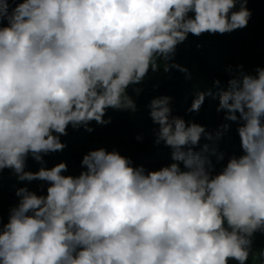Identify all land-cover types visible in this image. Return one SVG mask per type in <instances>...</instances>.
<instances>
[{
    "label": "clouds",
    "instance_id": "clouds-1",
    "mask_svg": "<svg viewBox=\"0 0 264 264\" xmlns=\"http://www.w3.org/2000/svg\"><path fill=\"white\" fill-rule=\"evenodd\" d=\"M251 17L248 0H0V171L48 182L46 194L17 189L0 225V264H247L264 233V66H229L227 87L217 79L188 109L218 96L217 110L239 123L243 154L218 172L208 144L196 151L211 133L174 116L157 84L149 115L170 164L149 170L101 147L79 175H65L66 162L48 168L44 156L64 149L69 125L91 132V121L110 122L109 108L135 112L128 89L159 60L188 73L172 58L189 35L204 43V33L242 29ZM29 156L39 171L26 170Z\"/></svg>",
    "mask_w": 264,
    "mask_h": 264
},
{
    "label": "trees",
    "instance_id": "trees-1",
    "mask_svg": "<svg viewBox=\"0 0 264 264\" xmlns=\"http://www.w3.org/2000/svg\"><path fill=\"white\" fill-rule=\"evenodd\" d=\"M248 7L252 10V17L246 27L224 34L204 33L208 35L204 37V43L201 38L196 39L189 35V40L177 46L172 59L188 69L190 78L188 73L176 67L165 71L167 62L159 60L158 71L150 70L142 83L128 89L137 105L135 112L109 108L105 119L110 118V122L99 124L91 121V132L83 126L73 128L69 125L67 134L61 135L66 146L62 151L46 154L44 166L51 168L60 162H66L68 167L65 175H79L84 170L81 163L84 155L101 147L109 151L115 149L130 157L134 165H144L149 170L170 164L171 149L163 142L156 144L155 130L159 125L149 115L148 104L161 93L155 84L163 89L164 94L173 98L174 116H183L188 122L195 121L211 133L210 139L202 137L196 151H202L204 144L209 145V152L205 154L215 164V171L218 172L226 165L233 154H243L238 134L239 123L226 120L225 112L217 110L218 96H207L198 112H189L188 109L198 91H207L209 88L218 90L215 85L217 79L221 82L219 87H227L231 78L227 71L229 66L236 69L238 65H243L244 70L249 73H255L258 66H264V0H248ZM201 83H205L206 87ZM136 88L142 89L139 95ZM226 123L229 127L224 129L222 126ZM212 148L226 153L222 162H217L216 156L211 153ZM27 165L34 172L39 171L42 166L41 162L31 156L28 157ZM25 186L38 194H46L48 182L39 179L21 181L11 169L0 171V225L7 223L10 210L18 205L13 201L18 197L17 189ZM229 264L238 262L230 260ZM247 264H264V233L255 234Z\"/></svg>",
    "mask_w": 264,
    "mask_h": 264
},
{
    "label": "rangeland",
    "instance_id": "rangeland-1",
    "mask_svg": "<svg viewBox=\"0 0 264 264\" xmlns=\"http://www.w3.org/2000/svg\"><path fill=\"white\" fill-rule=\"evenodd\" d=\"M205 86V85H204ZM30 166L29 165H27V169L26 170H30ZM19 200H20V197H17V198H15V201L17 202V203H19Z\"/></svg>",
    "mask_w": 264,
    "mask_h": 264
}]
</instances>
